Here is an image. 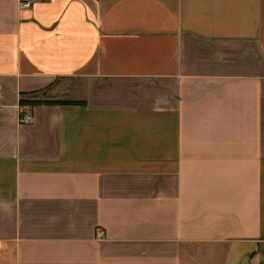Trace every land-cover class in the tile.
Wrapping results in <instances>:
<instances>
[{"label": "crops", "instance_id": "1", "mask_svg": "<svg viewBox=\"0 0 264 264\" xmlns=\"http://www.w3.org/2000/svg\"><path fill=\"white\" fill-rule=\"evenodd\" d=\"M0 104V264H264V0H0Z\"/></svg>", "mask_w": 264, "mask_h": 264}, {"label": "built area", "instance_id": "2", "mask_svg": "<svg viewBox=\"0 0 264 264\" xmlns=\"http://www.w3.org/2000/svg\"><path fill=\"white\" fill-rule=\"evenodd\" d=\"M35 0H20V4H21V8L23 9H30L33 4H34ZM1 107V104H0ZM23 122L29 123L32 120V116L31 115H27L24 118H22Z\"/></svg>", "mask_w": 264, "mask_h": 264}, {"label": "trees", "instance_id": "3", "mask_svg": "<svg viewBox=\"0 0 264 264\" xmlns=\"http://www.w3.org/2000/svg\"><path fill=\"white\" fill-rule=\"evenodd\" d=\"M26 101L25 100H22V103H25ZM27 103H38V102H29V101H27ZM66 103H68V104H79L80 102H77V101H69V102H66Z\"/></svg>", "mask_w": 264, "mask_h": 264}]
</instances>
